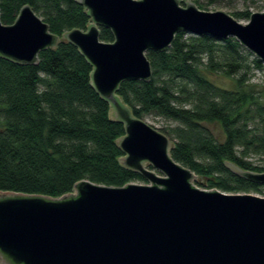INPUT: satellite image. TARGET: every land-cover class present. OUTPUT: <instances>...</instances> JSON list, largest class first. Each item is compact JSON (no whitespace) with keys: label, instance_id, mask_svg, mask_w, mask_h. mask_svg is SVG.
I'll list each match as a JSON object with an SVG mask.
<instances>
[{"label":"water","instance_id":"95a60500","mask_svg":"<svg viewBox=\"0 0 264 264\" xmlns=\"http://www.w3.org/2000/svg\"><path fill=\"white\" fill-rule=\"evenodd\" d=\"M75 2L91 19L85 30L60 39L24 5L13 24L0 22V57L35 65L41 51L61 41L76 47L92 67L90 84L109 105V119L123 126L121 165L146 183L81 181L60 198L0 191V264H264V197L197 188L196 175L172 159V142L117 95L123 82L150 81L146 53L165 51L178 33L234 38L264 64V12L241 24L188 0ZM100 27L113 42L100 40ZM226 166L264 186V172Z\"/></svg>","mask_w":264,"mask_h":264},{"label":"trees","instance_id":"16d2710c","mask_svg":"<svg viewBox=\"0 0 264 264\" xmlns=\"http://www.w3.org/2000/svg\"><path fill=\"white\" fill-rule=\"evenodd\" d=\"M24 5L60 39L91 22L75 0H0V22L13 24ZM250 15L233 14L236 19ZM113 39L100 27L101 41ZM146 57L150 81H126L117 91L133 116L175 122L155 129L172 142V159L209 189L259 193L261 185L233 174L226 164L264 172V83L250 82V72L263 70V64L234 38L215 41L185 33L176 34L165 51H148ZM91 71L66 41L41 51L35 65L0 57L1 192L60 198L81 181L111 187L145 182L120 163L117 140L123 126L109 119V105L90 84ZM213 75L231 78L232 88L217 86Z\"/></svg>","mask_w":264,"mask_h":264},{"label":"rangeland","instance_id":"374dc122","mask_svg":"<svg viewBox=\"0 0 264 264\" xmlns=\"http://www.w3.org/2000/svg\"><path fill=\"white\" fill-rule=\"evenodd\" d=\"M185 0H181V6H184ZM189 2L193 3L194 6L204 12H215V11H221L224 12L231 17L234 18V13H242V12H248L250 14L252 13H260L264 12V0H188ZM237 22L241 24H247L249 19H236ZM250 82L251 83H257L262 84L264 83V64H263V70H252L250 72ZM212 82H214L217 86L230 89L233 86V81L231 78H227L223 75H213L211 76ZM143 121H145L150 126L162 129V128H172L176 125L175 122L171 121H165L164 119L154 117V116H147L143 118ZM213 132L215 136L219 139L222 138V133L218 126H213ZM251 161L255 165H261V161L258 157L252 156L250 158ZM147 169H150L148 166H146ZM157 175H159L156 171H154ZM137 184H145L146 182H135ZM194 185L202 190H211L208 187H206V183L203 179L196 176V180L194 181ZM260 192L254 193V192H248L247 194H253L260 197H264V186H260ZM231 194V193H227ZM237 194H243V193H237Z\"/></svg>","mask_w":264,"mask_h":264}]
</instances>
